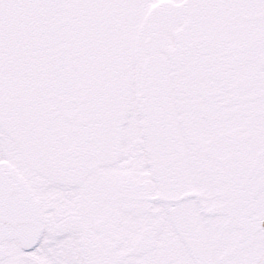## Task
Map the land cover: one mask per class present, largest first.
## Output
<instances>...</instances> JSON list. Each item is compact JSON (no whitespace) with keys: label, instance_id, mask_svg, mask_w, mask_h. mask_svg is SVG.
Returning a JSON list of instances; mask_svg holds the SVG:
<instances>
[{"label":"snow or ice","instance_id":"obj_1","mask_svg":"<svg viewBox=\"0 0 264 264\" xmlns=\"http://www.w3.org/2000/svg\"><path fill=\"white\" fill-rule=\"evenodd\" d=\"M0 264H264V0H0Z\"/></svg>","mask_w":264,"mask_h":264}]
</instances>
